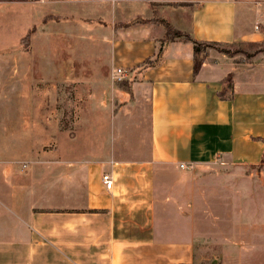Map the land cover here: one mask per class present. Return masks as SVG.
Returning a JSON list of instances; mask_svg holds the SVG:
<instances>
[{
	"label": "crops",
	"instance_id": "0c3cea01",
	"mask_svg": "<svg viewBox=\"0 0 264 264\" xmlns=\"http://www.w3.org/2000/svg\"><path fill=\"white\" fill-rule=\"evenodd\" d=\"M150 1L163 4L161 20L194 40L264 42V30L253 26L255 20L264 27V0L0 1V46H5L12 12L23 14L26 6L27 24L34 4L46 6L47 13L41 8L45 14L67 13L86 25L96 21L108 28L112 62L132 75L130 95L118 116L139 120L145 128L141 138H149L145 151L84 161L68 183L12 182L17 178L7 181L1 170L0 264H210L203 234L195 226L204 221L199 184L190 182L189 174L217 162L260 163L264 58L238 62L210 48L194 77L192 45L176 38L163 47L158 61L144 66L157 58L163 26L137 23L115 30L114 25L150 18ZM229 73L231 89L220 99L217 92ZM103 174L114 181L110 191L102 185ZM46 190L53 192L52 199Z\"/></svg>",
	"mask_w": 264,
	"mask_h": 264
},
{
	"label": "rangeland",
	"instance_id": "374dc122",
	"mask_svg": "<svg viewBox=\"0 0 264 264\" xmlns=\"http://www.w3.org/2000/svg\"><path fill=\"white\" fill-rule=\"evenodd\" d=\"M31 6L27 24L25 6L23 14L12 12L7 32L1 31L0 172L5 171V179L68 183L84 161L147 150L149 138H141L145 128L140 121L118 116L132 75L111 60V31L100 22L70 19L66 8L53 10L65 16H53L42 11H49L46 6ZM253 26L264 30L259 21L253 20ZM260 43L258 49L246 43L223 48L238 62L251 61L256 55L264 58V52L254 55L264 50ZM117 68L129 75L114 80ZM188 180L199 184L204 221L195 226L203 234L208 262L264 264V162H217L193 170ZM52 193L45 191L50 199Z\"/></svg>",
	"mask_w": 264,
	"mask_h": 264
},
{
	"label": "trees",
	"instance_id": "16d2710c",
	"mask_svg": "<svg viewBox=\"0 0 264 264\" xmlns=\"http://www.w3.org/2000/svg\"><path fill=\"white\" fill-rule=\"evenodd\" d=\"M1 2H27L30 0H0ZM179 6H186L188 4H178ZM163 4L156 3V2H148V7L152 13V16L147 19H142V18H136L133 20H130L126 23L123 24H115L114 29H120V28H126L131 25L137 24V23H157L161 24L164 28V35L162 39L160 40V45L157 53V58L154 61H145L144 66H150L153 64V62L158 61V58L161 56L163 47L172 41H174L176 38H183L184 41L191 43L192 45V75L195 77L197 73L199 72L202 64L204 63L205 57H206V51L208 48H211L212 46L217 47L220 52L226 54V55H231L229 52L224 49L223 47L225 46H231V44H222V43H207V42H201L194 40L188 33H181L178 32L174 29H172L169 24L164 22L158 17V9L162 7ZM246 47H249L251 49H258L263 46V43H246ZM264 50H259V52H256L254 55L257 53H262ZM232 56V55H231ZM232 73H229L224 80L222 81L223 87L221 88L220 91L217 92V95L220 99H224L226 96L225 94L227 91L231 89V84H232ZM130 92V91H129ZM130 95V93H129ZM263 142V139H259ZM264 162V149L262 152V156L260 159V163Z\"/></svg>",
	"mask_w": 264,
	"mask_h": 264
},
{
	"label": "built area",
	"instance_id": "2783aa9c",
	"mask_svg": "<svg viewBox=\"0 0 264 264\" xmlns=\"http://www.w3.org/2000/svg\"><path fill=\"white\" fill-rule=\"evenodd\" d=\"M112 74H113L112 78L116 81H121V80L125 79L126 76L128 75L127 70L121 69V68L115 69ZM115 165L116 164H113V166H115ZM179 167L185 168L184 165H182V164H180ZM101 182H102V185L106 191H110L112 189L114 181H113L110 174H103L102 178H101Z\"/></svg>",
	"mask_w": 264,
	"mask_h": 264
}]
</instances>
